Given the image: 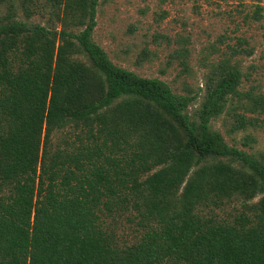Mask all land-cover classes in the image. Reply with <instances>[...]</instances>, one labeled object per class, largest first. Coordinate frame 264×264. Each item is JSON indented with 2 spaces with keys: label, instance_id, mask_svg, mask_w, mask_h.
I'll list each match as a JSON object with an SVG mask.
<instances>
[{
  "label": "trees",
  "instance_id": "1",
  "mask_svg": "<svg viewBox=\"0 0 264 264\" xmlns=\"http://www.w3.org/2000/svg\"><path fill=\"white\" fill-rule=\"evenodd\" d=\"M7 1L0 264H264V150L214 126L264 114L240 62L178 92L95 41L100 0Z\"/></svg>",
  "mask_w": 264,
  "mask_h": 264
},
{
  "label": "rangeland",
  "instance_id": "2",
  "mask_svg": "<svg viewBox=\"0 0 264 264\" xmlns=\"http://www.w3.org/2000/svg\"><path fill=\"white\" fill-rule=\"evenodd\" d=\"M8 3L0 2L1 12ZM93 37L115 63L178 92H201L211 64L231 56L244 73L240 89L264 93V0H100ZM240 37L250 52L233 50ZM230 120L224 115L214 126L230 142L254 134L255 149L264 150V114L236 132Z\"/></svg>",
  "mask_w": 264,
  "mask_h": 264
}]
</instances>
